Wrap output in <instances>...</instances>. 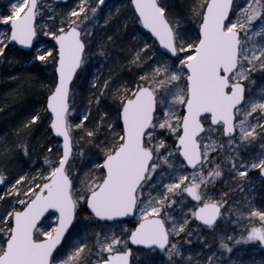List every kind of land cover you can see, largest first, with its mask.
I'll use <instances>...</instances> for the list:
<instances>
[{"label": "snow or ice", "instance_id": "snow-or-ice-1", "mask_svg": "<svg viewBox=\"0 0 264 264\" xmlns=\"http://www.w3.org/2000/svg\"><path fill=\"white\" fill-rule=\"evenodd\" d=\"M103 3L77 0L75 7L60 15L58 26L37 24V17L44 14L40 0H9L7 13L0 12L4 25L0 54H5L10 42L18 41L35 49L33 59L51 62L58 73L46 110L50 131L63 141L62 152L47 144V171L24 173L0 193V200L7 197L11 205L0 214V264H86L92 256L91 264H131L129 242L149 251L159 249L170 258L180 257L182 248L176 238L188 232L190 221L195 218L213 225L227 205L226 194L214 198L206 190L223 176L224 163H230L241 178L250 169L264 173V151L254 158L239 156L241 145L264 139V88L255 94L246 89L252 72H264V43L252 39L264 38V0H198L191 9L198 23L194 35L177 18L169 17L164 0H132L137 19L163 50L157 52L139 38L127 63L147 68L149 52L156 63L134 86L116 83L112 77L102 84L95 81L101 95L111 92L119 107L115 121L103 113L90 127L85 124L87 115L78 124L70 119V84L85 63L90 21ZM41 32L52 38L54 47L40 42ZM100 99L95 97L97 103ZM253 113L256 122H252ZM40 119L37 113L25 120L16 130L15 141L0 144V155L7 157L17 149L28 155L29 142L20 137ZM165 128L176 134L174 145L159 136ZM217 135L224 137L225 144ZM81 144L96 145L103 153L93 156L97 162L90 161L91 168L82 173L74 164L77 156L85 155ZM234 145L235 151L227 150ZM214 151L217 155H210ZM222 152L224 159L215 163ZM181 156L198 171L187 173ZM6 174L0 168V183ZM165 178L169 183H163ZM177 193L182 198L190 194L193 207L184 211L186 205L177 201ZM177 203L184 213L180 217L168 211ZM82 204L88 208L86 220L110 225L106 231H94L91 244L74 224ZM131 215L136 216L133 226H118L119 218ZM247 216L250 221L258 217L259 223L246 227V235H220L219 250L231 253L233 241L238 246L264 242V210L252 207ZM66 234L74 246L61 258L58 246L63 247ZM214 258L209 256L208 264Z\"/></svg>", "mask_w": 264, "mask_h": 264}, {"label": "trees", "instance_id": "trees-1", "mask_svg": "<svg viewBox=\"0 0 264 264\" xmlns=\"http://www.w3.org/2000/svg\"><path fill=\"white\" fill-rule=\"evenodd\" d=\"M123 1L122 12L117 14L113 12L108 16L109 22L105 27L93 30L91 35L86 37V41H90V46L86 48L85 60L87 62L81 66L71 85L69 103L70 109L74 112L70 115L73 123L78 124L87 115L88 119L85 124L90 127L95 126L103 113H108L109 118L115 121L119 102L111 92L101 95L99 84L95 81L102 84L104 80L112 77L116 83L127 82L134 86L139 76L150 68L152 62L151 59L147 68L139 63L133 65L127 63L132 58L133 49L138 39L143 38L148 43L151 41L154 43L152 45L154 49L157 52L160 51L151 36L142 30L129 0ZM171 3L174 13L168 9L169 17L177 18L183 25L182 27L190 33L193 30L192 34L194 35L198 23L195 22L189 28V22L192 17V5L198 3V0H171ZM126 16L128 20L125 23L121 22L122 18ZM58 18L59 16L55 17L54 25ZM108 37L111 39L109 40ZM101 47L104 48L103 52L100 51ZM13 51L14 54L11 56L7 54L6 50L5 54L0 55V101L3 102L0 106V144L15 141L16 130L31 115L39 113L41 119L34 122L33 126L20 137V139L29 142L30 153L28 155L19 149L9 153L7 157L0 155V168L6 169L7 173L6 185L14 183L24 173L31 174L36 171L40 167L43 156L47 153V144L51 141L57 142L49 130L48 111L45 106L46 97L56 80L55 68L51 67V70L47 71L45 62L33 59V50L24 52L15 48ZM50 63L48 62V64ZM97 96H101L99 103L95 100ZM89 101L91 104L88 103ZM118 123L121 126V122ZM100 139L103 140L104 137L101 136ZM80 147L85 148V155L84 157L77 156L74 163L82 173L91 163L97 162L92 160L93 156L99 157L103 153L97 149L96 145L85 147L81 144ZM223 186L221 185V187ZM252 198L251 207L264 208V190L257 192ZM84 211L88 213L85 209ZM210 231V228L204 227L200 235L183 240L185 244L180 257L170 258L163 251L154 250L153 252L149 251V255L140 258L133 264H208L209 256L215 257L214 264H264L262 249L253 251L248 245L235 247L234 241L233 251L226 256L223 250H219L218 237ZM229 234L231 233L228 232L226 235ZM238 250L242 254H239Z\"/></svg>", "mask_w": 264, "mask_h": 264}, {"label": "rangeland", "instance_id": "rangeland-1", "mask_svg": "<svg viewBox=\"0 0 264 264\" xmlns=\"http://www.w3.org/2000/svg\"><path fill=\"white\" fill-rule=\"evenodd\" d=\"M130 2V0H129ZM41 3V7L44 10V14L43 16H38L37 17V24L40 27H43L46 24H50V25H54L53 22L55 20L56 16H59L62 13H67L68 11L71 10V8L76 6L77 0H71L70 2H68L65 5H59L56 0H40ZM93 5H95L96 0H92ZM123 0H107L106 4L104 7H99L97 10V14L94 20L90 21V30L91 32L93 30L105 27V23L104 20L108 19V16L111 15L113 12L114 14H117L118 12H122V8H123ZM164 3L167 5V10L171 9L174 13V10L172 9V3L171 0H164ZM10 4H9V0H0V12H4L5 14L7 13V10L9 8ZM131 6V4H130ZM91 15V14H90ZM127 16L122 18L123 23H125L128 18ZM191 18V22H189V28L192 26V24H194L196 21L193 19V16L190 17ZM59 21V18L57 19V23ZM56 23V26H57ZM89 23V22H86ZM181 26H183L181 24ZM255 27L259 28V25L256 24ZM193 29V28H192ZM0 30H4V25L2 23H0ZM10 31V29H9ZM193 33V30L192 32ZM253 42L256 43H264V38L262 37H255L252 38ZM40 42L46 44L47 47H51L53 46V41L51 37H48L46 35H44L43 32H41V38H40ZM87 42L89 43L90 41L87 40ZM149 44L153 45L154 43H152L151 41L149 42ZM39 45H37L38 47ZM142 46V45H141ZM15 46L13 44H8V46L6 47V52L7 54H9L10 56L12 54H14V48ZM153 47V46H152ZM154 49V47H153ZM33 53L35 54V49L33 48ZM1 55V54H0ZM148 57H150L152 59L151 62V66H154L156 63V57H154L152 55L151 52L147 53ZM86 60L85 63L86 64ZM45 69L47 71L51 70V67L54 68V66L50 63L48 64V62H45ZM149 70V68H148ZM147 70V71H148ZM254 82V83H253ZM251 89L252 93H259L260 89L264 88V72H261L260 70H257L255 72L251 73V78H250V82L248 84H246V89ZM248 91H246V95H248ZM3 102L0 101V106L2 105ZM180 112H183V109H180ZM73 110L71 111V114H73ZM162 114V113H161ZM49 114H48V121H49ZM252 122H256L257 119V114L253 113L252 115ZM47 121V122H48ZM159 136L164 137V139L166 140L167 144L169 145H174L175 144V133L170 132L167 128L159 131ZM206 135H211V134H206ZM217 139L220 140V143L225 144V139L223 136L217 135L216 136ZM53 146H54V150L55 151H60L61 148V142L60 139H57V142H50ZM59 144L60 147L56 148L55 146ZM236 146H232L231 149H227L228 151H235ZM261 151H264V139H257L255 143L251 144V145H241L240 146V151H239V156H243L244 158H254L258 153H260ZM48 153H46L43 158L42 161L40 163V167L37 169L41 172L47 171V165H45L44 163V157L47 155ZM210 155L212 156H216L217 152L214 151L213 153H211ZM239 156L237 157V167L240 166V159ZM181 160H183L180 157ZM224 159V155L223 152L221 153L220 159L216 160L215 163H220L221 160ZM75 164V163H74ZM184 169L187 173L191 174L194 171H198V169H190L187 168L185 166L184 163ZM209 167V165H205V168ZM91 168V165L87 168L89 169ZM36 171L31 172V174H35ZM223 171L227 172L228 174L230 173V179L228 181H223V179L219 180L222 177H218L217 180L214 183H211L207 186V191L213 195L214 198H219L221 193H224L226 195H224V199L227 200V205L224 206L222 208V215L219 218V222L216 225H213L210 228V232L211 233H215V235L217 237H219L220 235L223 234H229V235H233L235 234L236 237H239L240 235L244 234L246 235V232L244 231L246 227H250L252 222L255 223H259V218L258 217H253L252 220L250 221L249 217L247 216V212L251 211L252 207L250 205V202L253 200V195H256L257 192L259 191H263L264 190V178L262 179L261 176H259V169H250L249 172L247 173L246 176H244L243 178L239 177L237 175V172L234 171L232 169V166L230 163L225 162L223 165ZM156 175V174H154ZM156 179L159 180L160 177L156 176ZM221 182V184H218V182ZM243 181V182H241ZM217 182V183H216ZM37 183H39V181H37ZM164 184L169 183V179L165 178L163 180ZM10 184L7 183V185L5 184V182L0 183V193H3L9 186ZM221 185H224L223 187H221ZM147 187L145 188V191H147ZM176 198L177 201H181L183 202L184 205H186L184 211H187L188 208H192L194 201L190 200L188 198V196L186 195V193H184V198L181 197L180 193L176 194ZM252 204V203H251ZM11 205L8 201V198L5 197L4 200H0V214H3L5 212V209L8 208L10 209ZM256 207V206H254ZM258 208V207H257ZM84 209L88 212L86 205H81V210L78 211V215L76 217V220L74 221V224H76L78 231L80 232V234H87V239L88 243L91 244L92 241L95 239L93 232L94 231H106L110 225L109 224H104V223H95L93 221H89L85 219L86 216V212L84 211ZM261 210H264V208H260ZM168 211H171L172 215L180 217L182 216L184 213L181 211V203H177V205L175 206V208L173 209H168ZM86 213V214H85ZM242 213V214H241ZM136 220V216H134L132 219L129 220H119L118 221V226L121 225H128V226H133L134 225V221ZM85 222V223H84ZM182 222V220L180 221ZM86 224V225H84ZM188 227V232L187 233H181L180 237H177L176 239L179 240L180 244H181V248L184 247L183 240H186L187 238H191V237H195L198 236L202 233L203 231V225L200 224L199 222H196L193 218L192 221H190ZM190 233V234H188ZM92 237V238H91ZM235 242V241H234ZM63 247H59L60 248V253H61V258H63V255L66 254L68 251H70V249L74 246L72 244V237L66 235V239L63 242ZM249 246L253 249V251H256L258 249H262L261 248V244L260 241H251V242H246L243 245H235V247H242V246ZM154 250L150 251L153 252ZM94 252H98V249H94ZM226 256H228L229 252H226ZM239 254H242V252H240V250H238ZM147 255H149V250H144L142 248H138V250H134L133 254H132V263H135L137 260H139L142 257H146ZM92 259H95V256H92L90 259L86 260V264L90 263L92 261ZM214 261V260H213ZM214 264V263H213Z\"/></svg>", "mask_w": 264, "mask_h": 264}, {"label": "water", "instance_id": "water-1", "mask_svg": "<svg viewBox=\"0 0 264 264\" xmlns=\"http://www.w3.org/2000/svg\"><path fill=\"white\" fill-rule=\"evenodd\" d=\"M57 1L63 3V2H66V1H68V0H57ZM105 3H106V0H104V3H103L102 5H100V6H103ZM131 5H132V9H133V11H135L134 5L132 4V0H131ZM135 14H136V16L138 17V13H137L136 11H135ZM141 25H142V23H141ZM142 28L152 36L151 31H150L149 29H147V28L144 27L143 25H142ZM155 41L157 42L160 51L163 50V46H162V45H159L158 40H155ZM11 43H14V44L16 45V47L19 48L20 50L29 51V50L32 49V47H30V46L20 45L18 41H17V42H10V44H11ZM53 44H54V43H53ZM79 69H80V68L77 69V72H78ZM76 74H77V73H76ZM76 74L74 75L72 82L74 81ZM57 78H58V73L56 72V69H55V79H57ZM72 82H71V84H72ZM71 84H70V87H71ZM47 96H48V95H47ZM46 105H47V97H46ZM47 111H48V110H47ZM49 121H50V120H49ZM120 121H121V127H122V120H120ZM49 129H50V128H49ZM52 134H53L56 138L60 139L61 142H63V141H62V137H58V135H57V134H54V133H52ZM60 151L62 152V143H61ZM181 158H183V157L181 156ZM183 160H184V158H183ZM184 162H185V164H186V160H184ZM186 166H187V168L194 169V166H192V165H187V164H186ZM260 175H261L262 177H264V173H262L261 171H260ZM187 195H188V197H190L191 199L194 200V198H192V197L190 196V194H187ZM87 209H88V208H87ZM133 217H134V215H131V216H129V217L119 218V220H121V219H123V220H126V219L129 220V219H131V218H133ZM218 218H219V217H217V220H218ZM196 220H197V219H196ZM197 221H199V220H197ZM199 222L202 223V224H204V225H206V226H212V225H207V224H205V223L202 222V221H199ZM215 222H216V221H215ZM215 222H214V223H215ZM62 243H63V241H62ZM260 243H261L262 247L264 248V242H261V241H260ZM58 247H59V246H58ZM128 247H131L132 249H133V248H138V247H142V248L146 249L144 246H137V245H134V244L131 243V242H129V246H128ZM90 264H91V263H90Z\"/></svg>", "mask_w": 264, "mask_h": 264}, {"label": "flooded vegetation", "instance_id": "flooded-vegetation-1", "mask_svg": "<svg viewBox=\"0 0 264 264\" xmlns=\"http://www.w3.org/2000/svg\"><path fill=\"white\" fill-rule=\"evenodd\" d=\"M68 2H70V1H68ZM67 2V3H68ZM195 169V168H194ZM259 173V176H260V169H259V171H258ZM221 179H223V181L225 182V181H228L229 179H230V173L228 174L227 172H224L223 171V177L222 178H220L219 180H221ZM263 179V178H262ZM186 195H187V193H186ZM188 196V195H187ZM190 200H193V199H191L190 197H188ZM194 201V200H193ZM194 220L196 221V222H199V221H197L195 218H194ZM219 220V219H218ZM218 220H216V222L213 224V225H216L219 221ZM200 223V222H199ZM200 224H202V223H200ZM203 225V227H207V228H211L212 226H206V225H204V224H202Z\"/></svg>", "mask_w": 264, "mask_h": 264}]
</instances>
